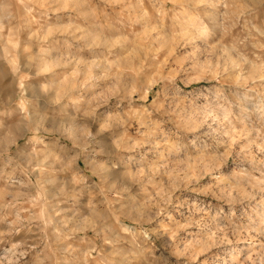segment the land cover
<instances>
[{
	"label": "rangeland",
	"instance_id": "374dc122",
	"mask_svg": "<svg viewBox=\"0 0 264 264\" xmlns=\"http://www.w3.org/2000/svg\"><path fill=\"white\" fill-rule=\"evenodd\" d=\"M0 264H264V0H0Z\"/></svg>",
	"mask_w": 264,
	"mask_h": 264
}]
</instances>
